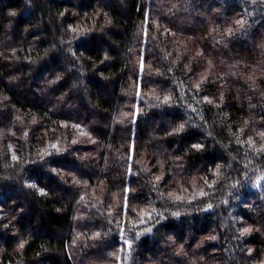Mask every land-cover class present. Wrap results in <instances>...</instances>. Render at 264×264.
Wrapping results in <instances>:
<instances>
[{
  "label": "trees",
  "instance_id": "obj_1",
  "mask_svg": "<svg viewBox=\"0 0 264 264\" xmlns=\"http://www.w3.org/2000/svg\"><path fill=\"white\" fill-rule=\"evenodd\" d=\"M262 176L264 0H0V264H264Z\"/></svg>",
  "mask_w": 264,
  "mask_h": 264
},
{
  "label": "rangeland",
  "instance_id": "obj_2",
  "mask_svg": "<svg viewBox=\"0 0 264 264\" xmlns=\"http://www.w3.org/2000/svg\"><path fill=\"white\" fill-rule=\"evenodd\" d=\"M262 184H264V176H262V177L259 179V181H257L255 187H256V188H259V187H261Z\"/></svg>",
  "mask_w": 264,
  "mask_h": 264
},
{
  "label": "snow or ice",
  "instance_id": "obj_3",
  "mask_svg": "<svg viewBox=\"0 0 264 264\" xmlns=\"http://www.w3.org/2000/svg\"><path fill=\"white\" fill-rule=\"evenodd\" d=\"M209 207H211V205H209ZM21 246H23V245H21Z\"/></svg>",
  "mask_w": 264,
  "mask_h": 264
}]
</instances>
